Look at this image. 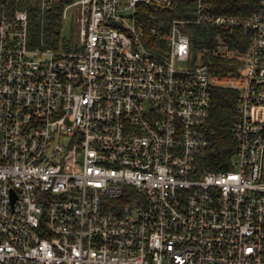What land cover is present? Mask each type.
I'll return each mask as SVG.
<instances>
[{
  "label": "built area",
  "instance_id": "built-area-1",
  "mask_svg": "<svg viewBox=\"0 0 264 264\" xmlns=\"http://www.w3.org/2000/svg\"><path fill=\"white\" fill-rule=\"evenodd\" d=\"M29 1L42 25L63 3L71 33L33 41L26 0L0 14V264H264V0L247 17L192 0L193 18H164L178 0ZM219 62L235 160L197 171Z\"/></svg>",
  "mask_w": 264,
  "mask_h": 264
},
{
  "label": "trees",
  "instance_id": "trees-1",
  "mask_svg": "<svg viewBox=\"0 0 264 264\" xmlns=\"http://www.w3.org/2000/svg\"><path fill=\"white\" fill-rule=\"evenodd\" d=\"M25 7L29 16V31L33 41H37L41 31L46 35L56 33L60 24V12L63 3H54L50 9L46 10L45 21L42 25V14L38 5L26 0ZM214 3L215 10L247 17L258 8L259 0H210ZM15 0H0V14L10 13ZM164 18H193L192 0H178L171 9L163 12ZM192 41L196 44L212 45L216 40L215 30L212 26H193ZM226 40L231 43L233 39H240L242 42L241 51L246 48L248 39L241 33H226ZM234 44L231 43V46ZM234 68L226 63L219 62L211 66L212 74L218 75V81L210 84L211 107L207 123L203 129V134L207 139L205 152L197 158V171L204 170H226L232 168V157L236 153V142L233 134V120L235 114V103L237 90L220 82L223 77ZM130 188L126 185L125 189ZM127 199H122L125 202Z\"/></svg>",
  "mask_w": 264,
  "mask_h": 264
},
{
  "label": "rangeland",
  "instance_id": "rangeland-1",
  "mask_svg": "<svg viewBox=\"0 0 264 264\" xmlns=\"http://www.w3.org/2000/svg\"><path fill=\"white\" fill-rule=\"evenodd\" d=\"M30 3H32V1ZM44 14H46V13L44 12ZM59 22H60V24L58 25V27L61 28L60 35L63 37H69L71 32H70V26H69L68 20L62 19V22H61V20H59ZM222 83L226 84V82H222ZM234 160H235V156L232 157V161H234Z\"/></svg>",
  "mask_w": 264,
  "mask_h": 264
}]
</instances>
